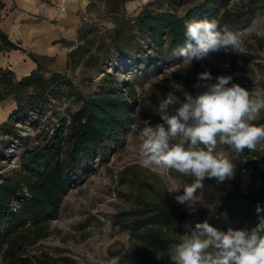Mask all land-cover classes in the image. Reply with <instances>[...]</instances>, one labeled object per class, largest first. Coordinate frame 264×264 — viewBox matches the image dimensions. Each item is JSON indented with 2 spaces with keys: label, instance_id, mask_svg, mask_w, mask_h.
<instances>
[{
  "label": "rangeland",
  "instance_id": "rangeland-1",
  "mask_svg": "<svg viewBox=\"0 0 264 264\" xmlns=\"http://www.w3.org/2000/svg\"><path fill=\"white\" fill-rule=\"evenodd\" d=\"M2 1L5 3L0 9V30L14 31L17 38L13 41L22 49L27 47L24 53L30 52L34 48L24 46L28 43L27 38L19 34L16 24L4 23L6 18L14 17L18 7L22 8L18 4L21 0ZM42 1L51 5L52 0ZM201 1L128 0L120 4L116 3L117 0H75L74 13L80 20V27L71 49H81V60L72 66H66L61 57L42 60L45 68L60 72L71 86H61L59 90L52 91L36 105L37 108L15 121L19 138L4 137V145L0 147V176L18 169L25 142L30 146L40 143L60 120H67L81 105L72 93L78 92L88 98L101 89L104 79L105 82L106 79L118 82V94L128 103V123L114 141L97 147L92 160L81 162L79 169L71 174L58 214L47 225L46 236L36 240H32V234L21 237V255L31 264H36V259L45 260L48 264H172L167 251L150 247L130 232L131 221L157 207L180 213L185 217L181 224L163 230L162 235L178 243L187 230L185 225L194 227L196 223L207 220L221 229L220 224L212 219L234 186L238 184L245 192L249 186L259 184L260 175L256 170L264 172V144L258 145L257 151L252 153L245 150L242 160H238L239 163L246 160L255 168L244 169L221 185L206 178L203 189L197 194H202L209 203L219 201V204L214 210L196 205L195 212L190 213L174 198L183 190L180 193H169L168 190L181 183H192L193 177L174 171L145 169L139 163V138L131 133L129 127L133 123L131 113L139 106L138 94L151 106H157L170 91L183 101V92L175 88L182 85L184 91L195 95L199 90L193 85L198 73L205 70L214 77L233 75V82L252 92L264 89V10L242 20L233 30L239 33L242 47L247 48L251 55L213 53L203 61H193L190 67L183 64V57L172 56L173 49L169 48L167 41L162 46L157 45L150 32L139 30L134 20L144 7L153 12L170 11L182 16ZM24 10L27 13L26 20H23L27 24L24 29L28 23L41 20V13L34 4L24 7ZM33 26L41 28L42 24ZM41 35L42 31L37 33L38 37ZM23 62L19 57L4 68L14 70L15 76L19 77L30 70ZM49 74L44 73V76ZM14 106L13 96L0 101V123L6 120ZM151 106L146 104L142 107L141 119H149L152 124L161 123ZM254 123L264 124V112ZM230 226L244 228V217L238 215Z\"/></svg>",
  "mask_w": 264,
  "mask_h": 264
},
{
  "label": "trees",
  "instance_id": "trees-1",
  "mask_svg": "<svg viewBox=\"0 0 264 264\" xmlns=\"http://www.w3.org/2000/svg\"><path fill=\"white\" fill-rule=\"evenodd\" d=\"M126 1L117 0L116 3ZM3 5L0 0V9ZM261 10H264V0H202L182 16L170 11L153 12L144 7L134 20L139 30L150 32L157 45L162 46L167 41L169 48L176 49L184 45V23L187 20H216L221 27L227 26L233 31L242 20ZM0 42V52H25L1 30ZM80 50L79 47L70 49L66 66L81 60L83 53ZM27 55L36 63V67L26 75L18 78L11 69L0 68V101L13 96L15 102L6 120L0 123V135L3 137L0 147L4 145V137L19 136L14 126L16 120L37 108L52 91L59 90L61 86H71V82L64 79L60 72L45 68L43 58L31 52H27ZM47 72L49 76H44ZM29 89L32 90L26 95ZM118 91V82L107 79L105 82L104 79L101 89L88 98L78 92L72 93L81 105L67 120H60L40 143L30 146L25 142L18 169L0 176V263L31 264L21 255V237L32 234V240H36L46 236L47 225L58 214L61 197L68 189L71 174L79 169L81 162L92 160L97 147L114 141L124 130L129 108ZM235 163V175L251 166L255 168L247 161ZM256 172L260 175L259 184L249 186L245 192L236 184L213 217V222L220 224L221 230H226L238 215L244 217L245 227L255 225L256 205L264 201V172ZM221 214H226V219ZM184 219L180 213L157 207L148 214L136 217L129 229L150 247L168 251L174 241L164 238L163 230L180 225ZM35 263L48 264L40 259H36Z\"/></svg>",
  "mask_w": 264,
  "mask_h": 264
},
{
  "label": "clouds",
  "instance_id": "clouds-1",
  "mask_svg": "<svg viewBox=\"0 0 264 264\" xmlns=\"http://www.w3.org/2000/svg\"><path fill=\"white\" fill-rule=\"evenodd\" d=\"M184 29V45L173 49L172 56L183 57L187 67L213 53L252 54L242 47L239 33L221 27L216 20H187ZM193 88L199 90L195 95L178 86L175 89L183 92V101L170 91L157 106L138 94L139 106L131 113L133 123L129 126L139 138L141 167L194 178L190 184L168 190H183L174 198L190 213L196 205L214 210L219 204L197 194L206 178L217 185L234 179L235 161L242 160L245 150L252 153L264 144V124L254 123L264 112V89L252 92L233 82V75L214 77L208 70L198 73ZM146 104L161 123L141 119ZM255 211L257 221L252 227L221 230L207 220L194 227L185 225L187 230L179 242L168 248L172 264H264V206L258 202ZM221 215L226 219V214Z\"/></svg>",
  "mask_w": 264,
  "mask_h": 264
},
{
  "label": "crops",
  "instance_id": "crops-1",
  "mask_svg": "<svg viewBox=\"0 0 264 264\" xmlns=\"http://www.w3.org/2000/svg\"><path fill=\"white\" fill-rule=\"evenodd\" d=\"M18 4L22 8L18 7V11L15 13L14 17L6 18L5 21L7 22V20L10 19V23L16 24V28H19V34H22L23 36L27 35L24 34V32L28 29V31L34 29L40 30V32L42 31V35L37 38L39 40L37 41L36 46H33L32 48L34 49H30L29 51L40 56V58L43 59L61 57L62 61L66 62V55L70 51L71 46L76 40L77 32L80 27V20L74 13L75 0H69L66 11L62 13L56 12L52 5L42 0H21L20 2H18ZM32 4L38 7L39 12L41 13L39 15L41 17V20L39 22L28 23L29 26L24 29L23 26L27 25L23 23V20H26L25 14H27L24 12V7L27 8V6L29 7ZM36 24H42L41 28L39 26H33ZM4 32L10 36L8 37L12 41H15V38H17V35L14 31L10 32L8 30ZM36 35L37 34L33 36L36 37ZM26 38L25 40L28 43L24 46L29 47L33 38L27 36ZM25 48L27 49V47H24V49ZM19 57L21 58V61H24V64L30 67V70L28 72L20 74L19 77L26 75L31 70L35 69L36 63L27 55V53L20 52V50L0 52V67H9L13 63V61L16 62V59ZM12 71L14 72V70Z\"/></svg>",
  "mask_w": 264,
  "mask_h": 264
},
{
  "label": "built area",
  "instance_id": "built-area-1",
  "mask_svg": "<svg viewBox=\"0 0 264 264\" xmlns=\"http://www.w3.org/2000/svg\"><path fill=\"white\" fill-rule=\"evenodd\" d=\"M68 2L69 0H52L51 5L56 12L62 13L66 11ZM261 205L264 206V201H262Z\"/></svg>",
  "mask_w": 264,
  "mask_h": 264
},
{
  "label": "bare ground",
  "instance_id": "bare-ground-1",
  "mask_svg": "<svg viewBox=\"0 0 264 264\" xmlns=\"http://www.w3.org/2000/svg\"><path fill=\"white\" fill-rule=\"evenodd\" d=\"M6 23H10V19H8L7 20V22ZM10 25V24H9ZM11 26V25H10ZM30 28H32V27H30ZM29 30V29H28ZM28 30H26L25 32H24V34H27V35H25V36H27V37H32L33 38V40H31V43H30V45H31V47H33V46H36V44H37V41L39 40V39H37L38 38V36L36 35V37H34L33 35H35V34H37L38 32H40V30H37V29H34V30H30V31H28Z\"/></svg>",
  "mask_w": 264,
  "mask_h": 264
}]
</instances>
